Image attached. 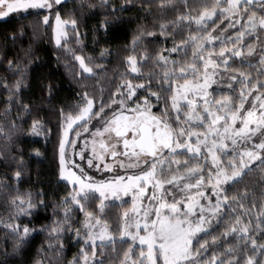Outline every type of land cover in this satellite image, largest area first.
<instances>
[{"label": "snow or ice", "instance_id": "obj_1", "mask_svg": "<svg viewBox=\"0 0 264 264\" xmlns=\"http://www.w3.org/2000/svg\"><path fill=\"white\" fill-rule=\"evenodd\" d=\"M62 2L0 0V17L11 13L23 15L29 9L46 10L48 14L40 18V23L47 27L54 13L52 39L78 62L80 71L75 73L76 78L95 76L103 71V66L86 62L91 61V56H84L67 43V28L73 29L77 45L81 44V32L75 16L64 18L58 10ZM108 2L101 0L105 7ZM181 2L184 9L177 10L174 19H161L158 24L154 21L152 31L140 25L138 35L132 40L133 52L145 37L155 39L158 35L164 40H173V47L158 49L153 58L161 71L149 73L147 80L140 79L143 71L139 65L149 59V54L146 51L139 56L130 54L124 58L128 65L126 73L138 74V83L121 79L108 97L102 95L103 89L99 97L84 90L77 93L79 101L70 110L59 109L58 144L54 151L58 154L59 177L72 186L61 203L65 205V218L71 213L69 204L85 212L84 243L80 254L68 264H103L102 259L96 258V240L101 245L106 239L114 244L117 234L121 243L128 245L118 264H264V242H258L255 235L257 231L264 235V196L259 209L253 212L257 208L255 199L250 206L245 203L251 194L247 186L229 195V189L256 168L261 172L259 183L264 193V39L260 35L264 34V0L259 6L256 0H213L199 8L190 5L189 0ZM157 6L161 10L175 7L173 0H159ZM141 7L151 12L150 7L143 4ZM116 10L117 6L113 5L112 11ZM216 18L223 20L226 27H218ZM110 23L105 19L101 27ZM185 25H188L186 34L177 40L176 33ZM214 30L220 35H215ZM227 31L232 35H227ZM23 35L24 26H18L12 32L5 30L3 39L5 43L11 40L15 46L18 36ZM214 42L220 44L218 51L213 47ZM257 47L258 60L254 65L249 57L257 56ZM189 48L190 59H187ZM109 51L102 49L101 58ZM174 54L177 58H173ZM181 56L186 59H180ZM237 59L241 65H248L249 70L230 69L229 65ZM6 62L18 76L11 87L3 78L0 81L5 89L18 93L33 63L31 45L21 46V54L6 58ZM221 70L229 74L230 92L234 86L231 82L240 84L235 95L219 98L211 95L209 88ZM53 88L52 82L47 85L41 82V94L47 91L44 99L51 98ZM141 91L145 92L143 96ZM162 98L164 105L160 112H153V99L155 106L160 107ZM8 99L11 101L14 97ZM21 106L25 112L32 111L28 104ZM10 127H16L15 120ZM44 129L42 121L34 119L28 131L46 135ZM70 132L75 136H70ZM0 135L11 139L3 126H0ZM82 135L83 146L77 140ZM69 145L82 162L87 157L89 170L111 171L115 166L125 174L95 179L71 159ZM77 147L79 152L75 151ZM33 151L40 154L39 149ZM108 157L112 158L111 163L107 162ZM13 159L21 165L24 163L23 156L14 155ZM101 161H105L103 165ZM13 175L16 179L22 178L19 170ZM149 186L151 194L146 195ZM129 195L131 206L120 214L116 234L109 230L106 220L86 211L82 203L97 201L96 207L102 213L109 197L119 200ZM12 204L21 213H30L34 208L30 192L15 196ZM39 204L44 206L43 201ZM226 215L230 219L223 231L210 240H201V236H207L212 230L213 220L218 224ZM61 223L55 221L50 233L59 234ZM7 228L19 237L17 246L33 231L28 225H23L22 230L19 224H8ZM76 232L79 236L80 230ZM230 238H235V246L227 243ZM89 242L90 253L86 250ZM220 245H223L222 252L213 250L208 255L210 246L214 249Z\"/></svg>", "mask_w": 264, "mask_h": 264}, {"label": "trees", "instance_id": "obj_2", "mask_svg": "<svg viewBox=\"0 0 264 264\" xmlns=\"http://www.w3.org/2000/svg\"><path fill=\"white\" fill-rule=\"evenodd\" d=\"M173 2L175 7L169 6L161 10L157 6L159 0H109L107 7L101 3V0H63L58 10L61 11L64 18L71 19L75 16L79 21V31L81 32V44L77 45L73 29L67 28L69 47L86 57L91 56V61H86L91 65L103 66V71H98L95 76L84 75L83 79H77L75 75L77 71H80L78 62L63 48L55 45L52 39L54 13L51 15V24L47 27L40 23V18L48 14L46 10L29 9L23 15L11 13L7 17L0 18V78L6 80L9 87L16 81L18 74L8 68L6 58L20 55L21 46L26 48L30 44L33 58V63L29 66L25 77L24 86L18 93L5 89L0 81V126H3L5 132L11 136L10 140H6L3 135H0V264H36L37 261H43V264H68L80 254L79 250L84 241L78 239L75 234L80 223L84 220L85 212L69 204L71 213L65 218V205L61 203L62 197L71 191L72 186L59 177L58 154L54 151L58 144L59 109L63 107L65 111L70 110L79 101L77 93L84 90H87L90 95L99 97L101 89H103L102 95L108 97L119 85L121 79H130L133 83H138V74L129 75L126 73L128 65L124 58L130 54L139 56L145 51L149 54V59L139 65L143 71V76L140 79L147 80L149 73L161 71L162 69L156 65L153 58L158 49L173 47V40H164L158 35L155 39L145 37L136 45L135 52H133L132 40L134 36L138 35V26L144 25L146 31H152L154 21L158 24L161 19L172 20L177 15V10L183 11L184 5L181 0H173ZM205 2L211 4L213 0H189V4L197 8ZM261 2L258 1L257 6ZM142 4L150 7L151 12L147 13L141 7ZM113 5L117 6L116 11H112ZM120 5H123V8H120ZM105 19L111 23L101 27V23ZM216 19L218 27H226L223 20ZM18 26H24V35L18 36L15 46L11 40L5 43L3 39L5 30L12 32ZM191 27L196 30L195 25ZM208 27L211 28V23ZM187 29L188 25H185L182 31L176 33L175 38L179 40L186 34ZM171 31L172 29H169V32ZM214 34L220 35L215 30ZM226 34L232 35V32L227 31ZM260 35L264 39V34ZM245 39L247 40V38ZM213 47L218 51L220 44L214 42ZM102 49H110L104 58H101ZM188 51L187 59H190L191 49L189 48ZM256 51V57H249L254 65L258 60L259 47ZM164 55H168V53L164 52ZM173 58H177L175 54ZM179 58L186 59L183 56ZM23 62L28 63L27 60ZM237 67L243 68L245 71L249 70L248 65L239 63V59L229 65L230 69ZM253 74L255 75L254 69ZM41 82L44 85L49 82L54 84L51 98H43V95H47V91L43 95L41 94ZM229 83V74L221 70L216 81L210 87L211 95L215 97L235 95L239 91L240 84L231 82L234 86L230 92ZM153 91H158V89L153 88ZM144 94V91L140 92V96ZM10 96L14 97L11 101L8 99ZM152 103L154 105L152 111L159 113L164 105V99L160 100V107L155 106L154 99ZM22 104L30 105L32 111L25 112ZM18 116L19 118H17ZM34 119L42 121L45 125L46 135H33L28 131ZM13 120H15V128L10 127ZM49 129L50 132H48ZM18 149H22V151ZM34 149H39L40 154L37 155L33 151ZM14 155L16 157L23 156L24 163L21 165L17 159H13ZM17 170L22 172L21 179H16L13 175ZM260 175L259 168L253 169L243 181L229 189V195H231L233 191L247 186L251 194L245 203L246 206H250L253 198L255 199L257 208L253 209V212L259 209L261 197L264 196L259 183ZM29 192L34 208L30 213H21L12 204V199L17 195ZM40 201L44 202V206L39 204ZM82 203L85 204L86 211L100 215L102 221L106 220L109 230L116 234L119 216L123 206L127 204L125 201L122 203L107 201L102 213L96 207L97 201H82ZM232 207H236V205L233 204ZM229 219L230 216L226 215L224 220L218 224L214 219L212 230L207 236H201V240H210L213 235L218 236ZM55 221L62 222L59 225L62 228L59 234L50 233ZM8 224H19L21 230L23 225H28L33 231L17 246L19 237L7 228ZM255 235L258 242H264V235H260L259 231ZM227 243L235 246L236 240L230 238ZM96 246L97 260L102 259L103 264H118L128 245L121 243L117 234L114 244L104 241L101 245L100 241H96ZM86 250L91 252V242ZM213 250L220 253L223 251V245L214 249L210 246L209 256Z\"/></svg>", "mask_w": 264, "mask_h": 264}, {"label": "rangeland", "instance_id": "obj_3", "mask_svg": "<svg viewBox=\"0 0 264 264\" xmlns=\"http://www.w3.org/2000/svg\"><path fill=\"white\" fill-rule=\"evenodd\" d=\"M258 1H262V0H256V3H257ZM0 18H4V17H0ZM54 23H55V18H54ZM209 24H210V23H209ZM210 87H211V86H210ZM209 91H210V88H209ZM210 93L212 94L211 91H210ZM219 97H221V96H219ZM219 97H216V98H219ZM89 127H91V125H89ZM69 135L72 136V137H74V136H75V133H74V132H70ZM84 135H87V134H84ZM83 139H84V136H83V135H82L81 137L77 138V140H78V144H80L81 146H83ZM68 148H69V155H70L71 159L74 160L77 164H81V166L84 167L86 171H88V174L91 175V176H93L95 179L111 178L114 174H115V175H124V174H125L124 170H122V169H118V168H116L115 166L113 167V169H112L111 171L105 169V170H103V171H99V172H98V171L95 170L94 168L91 169V170H89L88 167H87V165H86V159H87V157H85L84 162H82V161H81V157L78 156V155H75V154L73 153V151H72V146L69 145ZM75 151H76V152H79V151H80V148H79V147L75 148ZM86 151H90V148H89V149H86ZM111 161H112V158H111V157H108V158H107V162L111 163ZM104 162H105V161H101V162H100L101 165H103ZM73 170H75V169H73ZM150 194H151V186H149V191L146 193V195H150ZM107 201H111V202H119V203H122V202L125 201L127 204H126L125 206H123V210H122V212H123L125 209H127V208H129V207L131 206V196H130V195H129V196H122L121 199H119V200H117V199H115V198H113V197H109ZM107 201H106V202H107ZM145 203H147L146 200H145ZM119 218H120V216H119ZM83 221H84V220H82V222L80 223V225H79V227H78V229L80 230V235L77 236V232H76V234H75L76 237H77L78 239H81V240H83V237H84V235H85L84 229L82 228V223H83ZM118 224H119V221H118V223H117V227H118ZM83 241H84V240H83ZM96 241L98 242V241H100V240L97 238ZM105 241H108V240L106 239Z\"/></svg>", "mask_w": 264, "mask_h": 264}]
</instances>
